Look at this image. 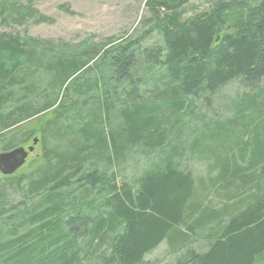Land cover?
I'll return each instance as SVG.
<instances>
[{
  "label": "trees",
  "instance_id": "1",
  "mask_svg": "<svg viewBox=\"0 0 264 264\" xmlns=\"http://www.w3.org/2000/svg\"><path fill=\"white\" fill-rule=\"evenodd\" d=\"M26 2L21 14H11L12 22L31 16L51 22ZM187 2L146 1L152 16L148 33L157 31L162 46L142 48L143 37L127 38L73 53L66 44L0 34V138L12 137L3 151L16 148V135L23 144L38 133L44 159L25 179V195L44 193L36 203L15 204L13 214L1 217L0 187L4 235H12L0 239V264H81L84 250L85 257L97 251L100 264H142L163 242L174 255L172 264L264 263V95L253 93L264 81V0L216 1L184 19ZM154 68L161 69L155 81L167 85V93L145 104L140 86ZM45 75L49 94L35 105L41 96L36 86ZM235 81L252 93L243 109L237 107L234 120L204 123L200 136L186 145L177 119L186 99L201 98L207 105ZM83 88L93 91L87 101L95 107L69 138L71 125L63 121L70 116L62 120L67 107L60 99ZM117 108L120 119L112 131L106 126ZM162 111L174 115L173 121ZM48 114L53 118L44 121ZM33 119L35 130L20 129ZM135 146L160 156L132 184H118L107 169ZM186 150L191 159L212 160L207 181H195L182 165ZM97 161H103L102 170ZM93 192L104 194L102 207L108 209L95 219L88 200ZM23 225L35 229L17 233ZM34 232V243L27 242ZM197 240L203 250L192 247Z\"/></svg>",
  "mask_w": 264,
  "mask_h": 264
},
{
  "label": "rangeland",
  "instance_id": "2",
  "mask_svg": "<svg viewBox=\"0 0 264 264\" xmlns=\"http://www.w3.org/2000/svg\"><path fill=\"white\" fill-rule=\"evenodd\" d=\"M30 1V7L39 15L48 18L51 22H37L36 18H32L33 16H31L21 24H16L12 22L13 16H11V14H21L23 9L28 5L26 0H0V34L12 36L18 35L20 38H29L37 42L50 41L55 45L66 44L68 45L66 46L67 49L73 53H76V51L82 47H99L108 41H112L113 44L127 38L138 39L143 37V39L140 41L142 48L162 46L163 43V40L157 31L150 30L148 33V29L152 24L149 22V20L152 16L146 7L147 0ZM216 1L227 0H188L184 6L183 18L185 19L193 17L206 12L210 4ZM89 64L91 65L92 63ZM145 70H143L144 73L147 72ZM160 72V68H154L152 71L147 72V79L140 86V96L142 98V102L145 104H147V99L152 98V95L163 96V94L167 93V85L155 81L157 75ZM85 77L89 78L91 77V74H86ZM49 79L50 76L45 75L43 76L42 80L38 81L36 86L38 88L37 93L41 94V96L37 97L36 95V98L33 100L35 105H40L44 100L43 97L45 94H49L48 91L45 90L48 87ZM40 91L43 92L44 95H42ZM253 93H257L259 98L264 95V81L260 83ZM91 94H93V91H87L86 93L85 88H83L82 90L70 92L66 98L61 97L60 103H63L67 107L65 108L67 112H63L64 114L62 120H65L64 117L70 116L69 121H63L66 127L71 125V129H68V134L71 135L69 138H72V135L75 134V132L81 128L84 123H86V115H88L91 110H94V103H88L87 101V97ZM249 94L252 93L247 89H244L241 85H239L238 82L235 81L221 88L216 94L212 96L211 102L207 105L205 104V101L201 100V98L199 100L187 98V101L185 102L186 108L182 111L180 118H177L179 121H181L182 127L180 139L185 141L186 145H189L190 141L200 136L204 123H209L211 121L217 122L234 120L236 117L235 111L237 110V107H241L244 105V103H246L245 100H247ZM165 98L166 97L162 99ZM162 99L160 98L159 101ZM155 102L158 103V101ZM161 102L165 103L166 101ZM243 107L241 108L243 109ZM162 112L167 113L166 115L164 114L165 118H169L170 121L173 119L174 115L166 111ZM118 114V108L110 112L109 120L111 127L107 125V129L114 131V128L116 127L115 125L118 124L120 119L118 118ZM52 118L53 115L48 114L44 121H48ZM162 120L163 117L159 122L160 124ZM166 120H164V124H166ZM22 127L24 131L35 130L37 128V123L35 122V119L29 120L23 123L22 126H20V129ZM240 131L241 127L237 126L232 132L237 135ZM15 137L17 138L16 141H13V143L16 148L22 147L27 150L28 147L32 146V140L35 138L38 139V143L33 147V151L28 153L25 163L15 172V174L11 176H3L0 174V187H2V190L5 191L2 202L3 210H1L3 212V216L0 215L1 217H7L13 214L15 210L14 208L10 210V208L15 204L22 206V203H24L26 206H30L33 202L36 203L41 198V196L44 195V193H40L36 197H29L24 193V187L26 184L25 179L30 173L38 169L44 163V159L42 158L43 146L40 143V135L37 133L33 138L23 144L19 141V135H16ZM252 137L253 129L251 130L250 139H252ZM10 139H12L11 135L7 137V139L0 138V153L7 152L3 151V149L8 142H11L9 141ZM53 142L54 141L49 143L50 147L56 146ZM159 156L160 155H158V153L155 151L153 153H148L142 148V146H135L129 150H126L123 160L117 163L114 161L113 165L109 167L107 171L109 172V175L114 173L116 183L120 184L125 181L129 184H132L138 177L142 175V173L148 168L150 164L154 163L159 158ZM211 161L212 160H197L193 157L191 159L186 150L182 165L191 171L195 181L201 179V181L205 182L207 181V176L210 174L207 171V167ZM96 163L98 164V168L102 170L104 167L103 161H97ZM83 166L85 169H87L88 162L83 164ZM215 175L216 172L211 174V176ZM10 180L19 181L20 185L16 187H10ZM196 189L199 190V186H196ZM74 196H78V194H74ZM103 197L104 194L97 196L96 192H93V194H91L88 198V200L93 201L94 204V210L90 214V216L94 219L100 214L105 216V214L108 212V209L102 207ZM211 201L214 203V207H218L220 205V203L218 204V201L216 202L214 197L211 198ZM70 207L71 206H69V208ZM23 208L25 207H19L18 209L23 210ZM1 217L0 239L3 237L10 239L12 238V235H4L5 225L3 224ZM18 227L20 228L18 229L17 233L26 231L28 227H32V231L35 229L32 225H23ZM36 234H38V232H34L28 238L27 242L34 243ZM197 241L198 242L196 243L194 242L192 247L198 251L203 250L204 245L202 244V241ZM85 252H87V250H84V252L81 254V264H100V255L96 256L98 254L97 251L95 254H93L94 252L92 251V254H88L86 257L84 256ZM103 252L104 250L102 249L101 253ZM36 260H40V257ZM173 261L174 255L169 253L166 244L163 242L157 248L145 255L142 264H172ZM33 262H35V260H33Z\"/></svg>",
  "mask_w": 264,
  "mask_h": 264
},
{
  "label": "water",
  "instance_id": "3",
  "mask_svg": "<svg viewBox=\"0 0 264 264\" xmlns=\"http://www.w3.org/2000/svg\"><path fill=\"white\" fill-rule=\"evenodd\" d=\"M38 139L32 140V146L25 150L22 147L12 149L7 152L0 153V174L3 176H11L23 166L28 153L33 151V147L37 145Z\"/></svg>",
  "mask_w": 264,
  "mask_h": 264
}]
</instances>
